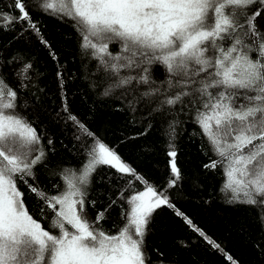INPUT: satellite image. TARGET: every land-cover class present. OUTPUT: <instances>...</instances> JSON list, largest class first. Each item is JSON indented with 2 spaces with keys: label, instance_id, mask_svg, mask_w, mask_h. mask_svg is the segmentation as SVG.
Masks as SVG:
<instances>
[{
  "label": "snow or ice",
  "instance_id": "1",
  "mask_svg": "<svg viewBox=\"0 0 264 264\" xmlns=\"http://www.w3.org/2000/svg\"><path fill=\"white\" fill-rule=\"evenodd\" d=\"M29 8L72 22L82 54L96 61L92 76L100 80L93 79L89 87L102 88V98L123 101L133 114L147 101L155 105L148 109L149 116L165 107L191 106L193 122L218 157L204 167L221 168L225 177L221 191L231 193L229 203L256 208L264 229V25L260 23L264 0H10L0 8V33L15 32L13 39L25 32L35 35L57 62L62 89V66ZM110 45H117L118 51L111 52ZM9 63L20 91L33 88V63L19 56ZM156 67L163 69L162 80L154 76ZM29 94L40 102L36 91ZM34 106L27 98L18 103L17 90L0 76V264H168L162 252L153 261L145 249L153 213L167 206L187 224L193 225L192 220L101 142L70 111L66 96L54 120L71 122L79 131L75 139L83 140L84 159L77 167L53 173L60 179L52 185L55 194L39 185L35 169L47 168L44 135L17 111ZM168 135L167 186L175 187L181 172L175 137ZM47 143L52 145V139ZM103 165L146 186L130 197L124 193L131 185L118 190L130 211H122L126 223L115 233L100 223L116 203L110 195L108 207L97 211L95 218L88 213V206L95 208L100 202L90 197L95 174ZM18 181L35 194L39 215L49 221L47 229L26 207Z\"/></svg>",
  "mask_w": 264,
  "mask_h": 264
},
{
  "label": "trees",
  "instance_id": "2",
  "mask_svg": "<svg viewBox=\"0 0 264 264\" xmlns=\"http://www.w3.org/2000/svg\"><path fill=\"white\" fill-rule=\"evenodd\" d=\"M8 3L10 0H0V8ZM28 10L58 57L62 66L63 88L56 75L57 62L49 54V49L31 32H25L15 39V32L0 33V76L17 90L18 103L27 98L35 104L28 109L18 108L17 111L44 135L47 168L35 169L39 185L55 194L56 189L52 185L59 184L60 179L53 173L77 167L84 159L83 140L75 139L79 131L71 122L65 124L54 120L56 112L60 111L61 99L66 96L70 111L101 142L115 150L123 162L143 176L148 185L154 187L157 193L163 192L175 209L191 219L195 228L219 245L214 247L200 236L193 225L187 224L182 216L175 214L173 208L161 206L153 213L145 237V249L153 261L162 252V258H166L168 264H264V229L257 219V210L252 206L229 203L231 193L221 191L225 182L221 168L204 167L218 157L208 149L198 125L193 122L192 107H165L149 116L148 109L155 105L147 101L137 105V111L133 114L125 108L123 101L102 98V88L93 90L89 87L93 79L100 80L99 76H92L96 61L82 54L80 36L72 22L45 14L39 9ZM260 23L264 25V21ZM19 30L18 26L17 32ZM109 50L115 53L118 46L110 45ZM16 56L34 65L31 74L34 87L29 91H20L12 71L13 64L9 63ZM154 76L162 80L163 69L156 67ZM143 90L141 87L140 91ZM30 91H36L40 97L39 103L34 101ZM122 108L123 111L119 110ZM169 133L175 137L172 141L177 152L175 160L181 172V179L175 187L167 186L171 159L166 155ZM49 138L53 141L52 145L47 143ZM91 142V138H88V143ZM32 182L29 180V183ZM129 185L131 188L125 191V197L146 190L143 181L119 173L108 165L100 166L95 174L90 198L100 202L95 208L88 206V213L95 218L97 211L108 207L109 195L112 200H116L109 208L107 218L100 222L111 233L126 223L121 213L130 211V206L117 193L120 189H128ZM18 187L25 193V205L30 213L47 229L49 221L47 217L39 215L35 194L22 181H18Z\"/></svg>",
  "mask_w": 264,
  "mask_h": 264
}]
</instances>
